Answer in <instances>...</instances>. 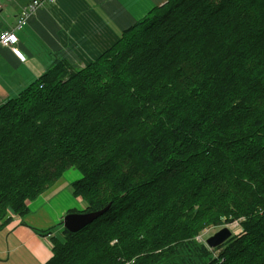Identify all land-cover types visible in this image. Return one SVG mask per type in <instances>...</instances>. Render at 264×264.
<instances>
[{
    "label": "trees",
    "instance_id": "obj_1",
    "mask_svg": "<svg viewBox=\"0 0 264 264\" xmlns=\"http://www.w3.org/2000/svg\"><path fill=\"white\" fill-rule=\"evenodd\" d=\"M71 167L86 211L111 207L47 264H264V0H168L0 105V229ZM236 221L218 257L198 245Z\"/></svg>",
    "mask_w": 264,
    "mask_h": 264
},
{
    "label": "crops",
    "instance_id": "obj_2",
    "mask_svg": "<svg viewBox=\"0 0 264 264\" xmlns=\"http://www.w3.org/2000/svg\"><path fill=\"white\" fill-rule=\"evenodd\" d=\"M30 1L0 0L4 6L0 12V31L14 28L23 7ZM167 1L57 0L39 8L16 31L19 38L16 46L0 45V105L18 96L61 60L74 67L96 60L120 40L124 30ZM64 175L29 202L27 216L15 215L6 226L9 232L0 235V264L50 262L52 237L61 230L59 224L76 203H82V198L72 193L73 179ZM72 176L77 178L79 174L72 172ZM65 190L66 194L62 195ZM53 226L56 227L51 233H41Z\"/></svg>",
    "mask_w": 264,
    "mask_h": 264
},
{
    "label": "rangeland",
    "instance_id": "obj_3",
    "mask_svg": "<svg viewBox=\"0 0 264 264\" xmlns=\"http://www.w3.org/2000/svg\"><path fill=\"white\" fill-rule=\"evenodd\" d=\"M98 59V58H97ZM61 61H63V60H61ZM66 61V60H65ZM95 61V60H94ZM60 62V61H59ZM59 62H57V63H59ZM68 62V61H67ZM93 62V61H92ZM92 62H89V63H86V64H82V65H79V66H76V67H74L73 65H71L69 62H68V64L70 65V68L72 69V70H75V71H78V70H82V69H85L90 63H92ZM56 63V64H57ZM55 64V65H56ZM54 66V65H53ZM36 80V79H35ZM31 84V83H30ZM29 84V85H30ZM28 85V86H29ZM24 90V89H23ZM22 90V91H23ZM20 94V93H19ZM17 97V96H16ZM12 98H14V97H12ZM9 100V99H8ZM6 102V101H5ZM4 102V103H5ZM3 104V103H2ZM256 142H258V141H256ZM228 161L229 162H233V161H235V157H233V158H230V159H228ZM200 166H195L192 170H194L195 168H199ZM219 167L220 168H222V169H224V171L228 174V165L226 164V163H224V162H220L219 163ZM191 170V171H192ZM72 172H77L78 174H79V176L76 178V177H73L72 176ZM178 172H182V170H178ZM65 175L64 176H66V177H71V179H73L72 181L73 182H75V181H77V180H79V179H81L82 177H83V174L81 173V171L79 170V169H77V168H74V167H71V168H69L68 170H66L65 171V173H64ZM186 175L188 176V175H190V172H187V173H185V174H183V178L184 177H186ZM72 182V183H73ZM69 190V189H68ZM66 192H67V190H65V191H63V194L62 195H64V194H66ZM77 198V197H76ZM81 198V197H80ZM80 204V205H79ZM29 205V204H28ZM146 207H147V205H145ZM152 206H154V204L152 205ZM87 207H88V204H87V202L82 198V203H76V205H75V207H73V209L75 210V211H73V212H89V211H86V209H87ZM72 210V209H71ZM69 213V212H68ZM67 213V214H68ZM15 215H13V217H14ZM59 225H61V223L59 224ZM226 226H228L232 231H233V235H235V234H238V233H240L241 232V226H240V224H239V222H233V223H223V224H221V225H217V224H215V225H211L210 227H205L201 232H200V234L195 238L196 240H197V242L199 243H197L199 246L200 245H203L204 244V246H206V242H207V239L210 237V236H212L214 233H216L217 231H219L221 228H223V227H226ZM54 227V226H53ZM9 227H6V228H2V231H0L1 233H0V235L2 236V235H6V233L7 232H9L8 230H6V229H8ZM64 225H63V221H62V225H61V230H59L58 232H57V234H56V236L57 237H60V239H62V240H64L65 239V237H64V234H63V231H64ZM4 229V230H3ZM220 247V248H219ZM219 247H217L218 249H216V248H214L213 250L214 251H212L214 254V256H217L218 257V255L219 254H221V252L223 251V247H221V246H219ZM191 251L194 253V254H196L195 252H197V250H195L193 247H192V249H191ZM194 259L196 260V262H199V259H198V257H196V256H194ZM215 260H217V259H215ZM179 261H181V258L180 257H178V259L174 262V264H176L177 262H179ZM134 262V261H133ZM126 264H133V263H126Z\"/></svg>",
    "mask_w": 264,
    "mask_h": 264
},
{
    "label": "water",
    "instance_id": "obj_4",
    "mask_svg": "<svg viewBox=\"0 0 264 264\" xmlns=\"http://www.w3.org/2000/svg\"><path fill=\"white\" fill-rule=\"evenodd\" d=\"M111 207V203L106 207L89 212H70L64 216L63 225L70 232H78L93 223L104 215ZM233 236V231L228 227H223L207 239L210 248H217L224 244Z\"/></svg>",
    "mask_w": 264,
    "mask_h": 264
},
{
    "label": "built area",
    "instance_id": "obj_5",
    "mask_svg": "<svg viewBox=\"0 0 264 264\" xmlns=\"http://www.w3.org/2000/svg\"><path fill=\"white\" fill-rule=\"evenodd\" d=\"M55 2H57V0H31L23 7L22 12L17 19L15 27L0 31V45L6 47L16 46L19 41L16 31L23 28L28 23V19L30 18V16L39 8L45 6L46 4H53ZM3 7L4 6L2 2H0V12Z\"/></svg>",
    "mask_w": 264,
    "mask_h": 264
},
{
    "label": "bare ground",
    "instance_id": "obj_6",
    "mask_svg": "<svg viewBox=\"0 0 264 264\" xmlns=\"http://www.w3.org/2000/svg\"><path fill=\"white\" fill-rule=\"evenodd\" d=\"M207 243V242H206ZM208 245V244H207Z\"/></svg>",
    "mask_w": 264,
    "mask_h": 264
}]
</instances>
